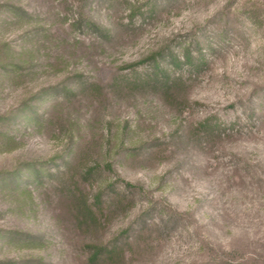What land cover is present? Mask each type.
Returning a JSON list of instances; mask_svg holds the SVG:
<instances>
[{
    "label": "rangeland",
    "instance_id": "1",
    "mask_svg": "<svg viewBox=\"0 0 264 264\" xmlns=\"http://www.w3.org/2000/svg\"><path fill=\"white\" fill-rule=\"evenodd\" d=\"M143 1L0 0V116L16 113L0 132V262L88 264L85 245L142 219L111 264H264V0H164L150 16ZM137 8L143 17L130 19ZM80 16L109 38L75 26ZM172 36L198 42L206 61L187 75L182 105L112 86ZM79 75L101 94L79 84L64 95ZM209 114L224 130L198 135ZM19 173L26 188L7 187ZM116 179L133 196L110 189L103 225L79 228L72 183L91 198Z\"/></svg>",
    "mask_w": 264,
    "mask_h": 264
},
{
    "label": "trees",
    "instance_id": "2",
    "mask_svg": "<svg viewBox=\"0 0 264 264\" xmlns=\"http://www.w3.org/2000/svg\"><path fill=\"white\" fill-rule=\"evenodd\" d=\"M164 0H144L143 3H147L148 16L153 12L155 3H162ZM172 1V0H167ZM17 14L28 17L25 11L19 7L10 6ZM146 11V12H147ZM145 12V14H146ZM144 12L142 9L137 8L133 10L130 15V19H134L137 16L143 17ZM75 26L79 28H84L89 30L92 33L97 34L102 39L109 38V32L107 29H104L96 25L91 19L80 16L75 22ZM178 36H172L165 44L157 49L151 51L148 55L142 59L124 65L121 69L124 73L116 76L113 79L112 86H115L119 89L124 87L134 88L138 90H151L152 92L159 94L166 102L173 105L175 103L182 105V102H179L178 99L182 97L183 89L185 85V79L187 75H190L193 70L200 69L206 63L205 55L201 52L199 48V43H189L186 39L176 38ZM6 70V64L4 63L1 67ZM12 72V70H10ZM8 72V70L6 71ZM72 81V82H71ZM70 85H63L62 92L66 96H73L78 85H83V89L92 93L93 95L99 96L101 94V87L94 82L87 81L82 76H76L75 80H71ZM43 98L41 93H37L34 98ZM184 100L186 98L182 97ZM25 105H23L24 107ZM19 111H22L23 108L20 107ZM15 113V112H14ZM29 114V113H28ZM15 114L0 116V132L3 128L11 126L14 124L13 119ZM37 117L36 113H31L29 116H26L27 120H32L33 117ZM13 121V122H12ZM225 123L221 121L215 114H209L200 122L197 123L195 132L198 135H209L220 134L225 127ZM233 123L228 122V130H231ZM27 168L30 171V176L37 175L40 173L34 165H28ZM106 170H110V165L105 166ZM100 169L98 165L91 166L86 168L81 173L82 179L87 180L91 178L97 170ZM49 176L51 173H48ZM7 187L13 188L16 191H21L26 184H20L23 177L21 173L15 176H6ZM5 178H2V182L5 181ZM10 178V179H8ZM121 182V183H120ZM122 184L121 187L115 186L117 184ZM136 187L128 182L121 181L116 179L114 183H111L110 186L99 189V191L93 195L91 198L82 192L79 189V182H73L71 190L69 192L70 196V207L72 212V219L76 225L85 230L86 232L91 230H96L100 228L105 221L107 210L109 207H106L105 195L109 192L110 189L114 190L117 195L123 197H130L134 194V189ZM135 228H129L128 230L122 231L119 235L113 238L111 241L106 243L94 244L88 243L85 245V249L88 252V264H111L117 260V258L123 257V244L127 245L131 243V232L135 231L141 233V228L145 226L146 221L140 219L137 221ZM16 234V233H15ZM18 235V234H17ZM25 241H33L37 239L35 236H25ZM19 239V238H18ZM0 264H4L0 262ZM43 264V263H42Z\"/></svg>",
    "mask_w": 264,
    "mask_h": 264
}]
</instances>
